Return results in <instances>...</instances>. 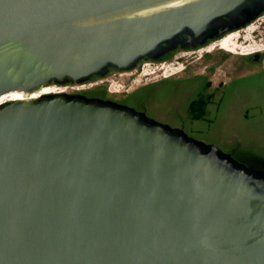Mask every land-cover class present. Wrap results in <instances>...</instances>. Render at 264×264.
Listing matches in <instances>:
<instances>
[{
    "label": "water",
    "instance_id": "obj_1",
    "mask_svg": "<svg viewBox=\"0 0 264 264\" xmlns=\"http://www.w3.org/2000/svg\"><path fill=\"white\" fill-rule=\"evenodd\" d=\"M260 3L0 0V97L206 44ZM0 264H264V168L116 102H2Z\"/></svg>",
    "mask_w": 264,
    "mask_h": 264
},
{
    "label": "rangeland",
    "instance_id": "obj_2",
    "mask_svg": "<svg viewBox=\"0 0 264 264\" xmlns=\"http://www.w3.org/2000/svg\"><path fill=\"white\" fill-rule=\"evenodd\" d=\"M250 24H253L255 29L249 33V39L240 38V44L243 47L255 43L263 46L264 13ZM242 33L247 34L244 31ZM220 38L203 45L181 48L174 55L168 56L166 60L145 59L132 69L93 77L82 82L53 84L66 87V91L71 93L91 91L94 88L106 86L111 87L114 90L113 93L121 94L125 87L132 89L137 86L143 76L154 75L151 74L152 71L161 64L166 68L171 67L168 72L189 64L190 73L197 71L207 73L212 77L213 84L221 80V84L228 82L222 92L224 102L221 110L211 115L214 118V122L210 124L211 127L190 136L206 144L217 146L244 164L264 168V50L242 55L217 47L213 52L203 53L204 48H208L206 46L217 42ZM183 53L186 55L180 56ZM177 55L179 57L175 58ZM205 66H207L206 71H204ZM136 68L138 71L134 76L138 79L131 81L130 74L136 71ZM125 84L128 85L125 86ZM154 105L156 107V104Z\"/></svg>",
    "mask_w": 264,
    "mask_h": 264
},
{
    "label": "flooded vegetation",
    "instance_id": "obj_3",
    "mask_svg": "<svg viewBox=\"0 0 264 264\" xmlns=\"http://www.w3.org/2000/svg\"><path fill=\"white\" fill-rule=\"evenodd\" d=\"M263 5L264 4L262 3L258 4L255 8L256 11L259 10V8H261ZM263 13L264 10L257 17H260ZM244 20L245 19L243 17L222 18L219 21L220 27L225 28L230 25L234 26L236 24H240V28L227 32L221 38H210L207 42L217 38L220 39H218L217 42H212L206 46L208 48H204L203 53L213 52L217 47L222 48L220 46V40L232 32H238L240 35L238 37L239 47L235 51L225 48L222 49L242 55H249L264 50L263 44V46H260L259 44L255 43L253 45H249L248 47H243L239 43L240 38H244L245 40L250 38L247 36L248 34L243 35V31L247 33L246 30H248L250 26L253 27L252 32L255 29L254 25L250 24L254 20L249 24H243ZM181 48L187 47L180 45L175 50L170 51L158 59L145 57L141 59L136 65H139L140 62L145 59L153 61H159L163 59L166 60L168 56L174 55L175 52ZM181 55H186V53L180 54V56ZM178 57L179 55L175 56V58ZM169 68H166L162 64L157 66V69H154L151 73L154 75L149 76V74L143 76V78H140L139 84L137 86L133 87L132 89L125 87L124 90L120 92L121 94L109 92L107 89L108 87L106 86H100V88L97 87L91 91H77L73 93L82 94L89 98H100L102 100L112 101L118 104L129 106L142 112L144 116L149 119L164 123L171 130L183 131L188 135L204 132L205 130L209 129L211 127L210 124L214 122V118L211 117V115L219 112L222 108L224 102L222 92L228 82L225 81L223 84H221V80L216 84H213L212 77H210L207 73H202L200 71L190 73L191 70L189 69V64H185L183 68H174L172 72H168ZM206 68L207 66L204 67V71H206ZM118 71L120 70L109 68L106 74L116 73ZM137 71L138 68H136V71H133L130 74L129 79L131 81H136L138 79V77L134 76L137 75ZM158 71L159 73H157ZM230 79H232V77ZM70 83L76 82L69 81L66 84ZM126 85L128 84H125V86ZM154 104H156V107ZM205 121L207 122L206 124L203 123Z\"/></svg>",
    "mask_w": 264,
    "mask_h": 264
},
{
    "label": "bare ground",
    "instance_id": "obj_4",
    "mask_svg": "<svg viewBox=\"0 0 264 264\" xmlns=\"http://www.w3.org/2000/svg\"><path fill=\"white\" fill-rule=\"evenodd\" d=\"M252 30H253L252 26H250L248 28V30H246L247 34H248L247 36L250 35L249 33ZM239 36L240 35H239L238 32H232V33L226 35L225 37H223L220 40V46L222 48L235 51L239 47L238 46V37ZM241 48H243V47H241ZM59 85H63V84H59ZM59 85L47 84V85H44V86L38 88L37 90L31 92L30 94H25L24 92H18V91L10 92V93L4 94V95H2L0 97V103L5 102V101H9V100H14V99H24V98H29V97H39L42 94L51 93V92H67L66 91V89H67L66 87H62V86H59Z\"/></svg>",
    "mask_w": 264,
    "mask_h": 264
},
{
    "label": "built area",
    "instance_id": "obj_5",
    "mask_svg": "<svg viewBox=\"0 0 264 264\" xmlns=\"http://www.w3.org/2000/svg\"><path fill=\"white\" fill-rule=\"evenodd\" d=\"M107 89H108L109 92H113L114 91L111 87H108Z\"/></svg>",
    "mask_w": 264,
    "mask_h": 264
}]
</instances>
